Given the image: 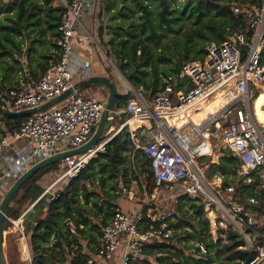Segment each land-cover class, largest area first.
<instances>
[{
  "label": "built area",
  "instance_id": "obj_1",
  "mask_svg": "<svg viewBox=\"0 0 264 264\" xmlns=\"http://www.w3.org/2000/svg\"><path fill=\"white\" fill-rule=\"evenodd\" d=\"M54 1L63 8L57 26L58 60L48 66L37 81H20L5 92V101L13 111L37 107L71 88L76 78L91 76L90 62L74 55V33L81 16H93L105 0ZM233 14L236 18L245 17L246 31L233 33L221 44H208L202 62L182 66L179 78L190 86L187 91H175L174 81L169 77L162 91L150 100L133 92L124 108L116 110V115L125 114L126 118L115 134L127 128L133 150H141L148 157L154 189L150 193L143 189V198H140L129 189L121 188L120 194L140 205L129 211L113 209L110 221L101 229L99 247L87 264L140 261L143 246L171 239L174 231L169 224L174 221L176 207L183 199L203 206L213 242L219 240L225 244L226 232H233L242 242L239 250L256 252L248 264H264V220H257L249 210L230 200L233 188H222L221 184L208 180L196 163L199 158L211 154L204 132L211 136L210 127L215 126L223 148L241 163L239 176L264 168V133L250 111L251 90H264V0L259 8L252 10L234 6ZM106 54L108 64L115 68L109 48ZM218 96L227 103L201 124L195 125L186 116L189 110ZM104 106V101L78 93L48 111L28 116L16 134L2 138L0 155L6 166L1 168L0 174V202L2 193L31 166L85 144ZM228 116L230 119L226 120ZM181 117L185 123L180 128L169 123L173 119L178 122ZM187 126H190L189 134L184 135L180 130ZM198 138L200 140L192 145ZM109 139L86 155L68 157L60 162L55 183L76 177L92 157L104 150ZM20 141H24L25 146L13 148ZM10 148L14 153L4 155ZM260 179L264 185V173ZM176 185L182 191L178 192ZM49 189L42 194L50 195L48 202L57 197V193H49ZM247 201L257 203L254 198ZM6 220L12 231L24 235L19 218L6 217ZM145 224L148 227L142 229ZM198 249L200 254H206L202 245Z\"/></svg>",
  "mask_w": 264,
  "mask_h": 264
},
{
  "label": "trees",
  "instance_id": "obj_2",
  "mask_svg": "<svg viewBox=\"0 0 264 264\" xmlns=\"http://www.w3.org/2000/svg\"><path fill=\"white\" fill-rule=\"evenodd\" d=\"M261 1L105 0L107 46L119 73L143 98L150 100L162 91L169 77L175 91H187L190 86L185 88L186 81L179 79L181 65L202 62L207 44H221L233 33L245 32L246 19L234 16V6L252 10L259 8ZM62 10L54 0H0V90L4 99L23 64L29 74L25 80L37 81L58 60L57 26ZM132 97L130 92L119 94L117 110ZM253 112L264 129V90L254 99ZM26 118L6 116L0 108V140L16 134ZM125 118V114L116 115L112 127L118 128ZM222 153L228 157H220L218 165L208 158L198 162L208 165V177L222 178V188H233L230 200L257 220H264V185L260 179L264 168L239 176L240 161L229 150ZM59 164L32 176L6 209V217L13 220L25 213L22 225L30 264H62L66 255H72L71 264H87L79 242L85 241L88 251L96 252L101 229L111 219L121 188L129 189L134 181L141 191L154 189L150 161L141 150H133L127 128L120 130L76 177L64 180L63 189L48 202L50 195L42 196L44 188L39 181L48 173L57 175ZM249 198L257 203H248ZM8 225L5 220L4 234ZM147 227L145 224L142 229ZM169 228L174 231L171 239L143 246L141 260L132 264H248L256 255L253 250H239L242 242L233 232H226L225 244L213 242L203 206L188 199L177 205ZM5 238L7 242L11 234ZM199 245L205 247V255L199 253ZM12 249L13 258L19 259L16 248ZM2 259L4 264H13L3 249Z\"/></svg>",
  "mask_w": 264,
  "mask_h": 264
},
{
  "label": "crops",
  "instance_id": "obj_3",
  "mask_svg": "<svg viewBox=\"0 0 264 264\" xmlns=\"http://www.w3.org/2000/svg\"><path fill=\"white\" fill-rule=\"evenodd\" d=\"M104 4H105V2L103 4H100L96 8L95 14L93 16H88L85 14L82 15L80 18L79 24L75 30V33H74V41H73V43H74V55H76L77 57H79L83 60H87L88 62H90V64H91V75H94V76H107V75H109L108 69H110V65L108 64V62L106 60V51L108 49V46H107L108 33H107V29L105 27V23L107 21V13L105 11ZM101 28L103 29L102 32H100ZM211 43H214V42H211ZM184 64H186V63H184ZM184 64L181 65V68ZM176 68H177V66H176ZM181 68H180V71H181ZM180 71H179V74H180ZM111 73L115 74L116 72L112 71ZM119 75L124 79V77L120 73H119ZM28 76H29V74L27 72L26 66L24 67V64H23L22 72L16 74L13 77V80L11 81V84L9 85L10 88H8V89L16 87L20 83V81H25V79H27ZM114 76H115L114 78L117 81H120V79L116 76V74ZM76 80L78 81L80 79L76 78ZM182 80H184V79H182ZM126 83H127V85L124 84L122 86L117 84L118 91H119L120 95H125L126 93H128L126 91H130V92L132 91V89H130L131 85L127 81H126ZM187 85H188V83L186 82L185 88ZM174 86H175V83H174ZM120 88H122L124 90L121 92ZM99 89L100 88H96L94 90L93 88H91V89L85 90L81 93L85 96L98 98L97 93L99 92ZM262 90L263 89L258 90L257 94L255 95V97H253V99H255L260 94V92ZM179 91H184V88L179 90ZM253 99H251V100H253ZM253 101H252V107H253ZM219 110H222V108ZM219 110H217L215 113H217ZM202 122H200L199 124H201ZM184 123H185V120L179 126H177V124H175V126L178 128V127L182 126V124H184ZM195 125H197V124H195ZM187 127L190 129V126H187ZM187 127L183 128V129H186ZM212 127L213 126L210 127V134L211 135H212V131H214V128H212ZM183 129L180 130L181 133H182ZM189 129L187 131V134L186 133L185 134L182 133V134L188 135ZM206 134L207 133L204 132V136L207 139L208 143L210 144L209 140H210L211 136H208ZM24 146H25V142L20 141L15 146H13V148L19 149V148H22ZM211 151H212V149H211ZM13 153H14V151L12 148L6 149L4 151V155H10ZM210 155L201 157L199 159H204V158L207 159V157H209ZM198 160L196 161L197 166L201 169V171L205 175V173H206L205 169H206V167H208V165L201 166L199 164ZM5 166H6V162L4 161L2 155H0V174H1V168H4ZM206 178L208 180L213 181L216 184H222V180H221L222 178L221 177L213 176L210 178L206 175ZM55 179H56V175L53 173H48V174L44 175V177L39 181V184L44 188V192L49 187H50L49 193H52V192L57 193L58 190L63 189L64 180H61V181H58L55 183ZM132 184H133V186L131 185V187L129 188L130 192H132L133 194H136L137 196H140V198H143V196H142L143 191L140 190L139 185L134 181L132 182ZM123 200H126L130 204V207L127 208L126 210L122 208V201ZM114 204L116 205L115 208H119V209L124 210V211L132 210L134 208H137L140 205L139 203L130 202L122 194L119 195V198L117 199V201ZM30 209L31 208H29L28 211ZM24 215H25V213H23L22 216L19 217V219H20L19 222L21 225L23 223V216ZM22 227H23V225H22ZM7 234H11V238L7 242H6V238H3L2 249H5V252H4L5 256L8 257V253L10 251L9 248L14 246L16 248L20 262L24 263V264L25 263L30 264L29 262H31V258H30V253H29L28 241H27V237L25 236V234L23 236H20L18 233L12 231V229L10 228V224L7 226V230H6L4 235L6 236ZM79 244L82 248L81 253L85 254V256H87V260H88L95 252H89L88 251L85 241H80ZM99 244H98V247H99ZM71 259H72V255H66L64 262L62 264H71V261H72Z\"/></svg>",
  "mask_w": 264,
  "mask_h": 264
},
{
  "label": "water",
  "instance_id": "obj_4",
  "mask_svg": "<svg viewBox=\"0 0 264 264\" xmlns=\"http://www.w3.org/2000/svg\"><path fill=\"white\" fill-rule=\"evenodd\" d=\"M175 71L177 72L176 64ZM91 88H102L107 92V98L104 106V110L101 114L99 122L89 140L82 146L54 154L48 158H45L33 166H31L26 172H24L19 178H17L5 192L1 202H0V264L3 263L2 259V243L4 237V222L6 220V209L11 203L14 196L19 192L22 186L30 180L38 171L62 162L65 158L73 156L86 155L88 152L93 151L97 148L99 144L103 142L104 134H106L112 128V122L116 116V99L119 96L118 86L112 76H94L91 75L88 78H83L75 81L71 88L63 92L62 94L52 98L51 100L31 109H25L20 111H13L7 105L3 93L0 90V108L3 114L9 117H28L31 115L43 113L48 111L68 100L75 94L81 93L85 90ZM117 134V133H116ZM114 134L112 138L116 135ZM111 138V139H112ZM109 139L105 145L111 140ZM104 145V146H105ZM220 157H228L226 154H219V157L215 160V164L218 165ZM89 162V161H88ZM87 162V163H88Z\"/></svg>",
  "mask_w": 264,
  "mask_h": 264
},
{
  "label": "rangeland",
  "instance_id": "obj_5",
  "mask_svg": "<svg viewBox=\"0 0 264 264\" xmlns=\"http://www.w3.org/2000/svg\"><path fill=\"white\" fill-rule=\"evenodd\" d=\"M106 56L108 57V55L106 54ZM112 71H114V72H116L115 74H116V76L120 79V81H117L114 77V75L115 74H113V73H111ZM108 72H109V76H112V78L114 79V81L116 82V84H118V85H124V84H126L127 85V83H126V79L124 78H122L120 75H119V72L117 71V68H116V66H115V68H112V66L110 65V69H108ZM126 80V81H125ZM129 87V86H128ZM96 88H94V90H95ZM130 89H132V93L134 92V93H136V94H138L136 91H134L133 90V88H131L130 87ZM120 90H121V92L124 90V89H122V88H120ZM258 90H260L259 88H253L252 90H251V96H252V99H253V97H255V95L257 94V92H258ZM126 92H130V91H126ZM130 92V93H131ZM97 99H100V100H102V101H104V102H106V98H107V92H106V90L105 89H102V88H100L99 89V92L97 93ZM254 100V99H253ZM253 100H251L250 101V111L252 112V114H253V116H254V112H253V107H252V101ZM210 101V100H209ZM252 108V109H251ZM219 117H223V114H220L219 115ZM230 119V117L228 116L227 118H226V120H229ZM220 125H221V123H220ZM261 127V126H260ZM212 128H214V131H212V135H211V137H210V140H209V142H210V145H211V149H212V151H211V155L209 156V157H207L209 160H210V163H214L215 162V160L219 157V154H223L222 153V150H225L223 147H222V144H221V141L219 140V138H218V132H217V128L215 127V126H213ZM188 127L186 128V129H183V131H182V133H186L187 134V131H188ZM261 129H262V132L264 133V129L261 127ZM116 130H117V127H112L106 134H104V137H103V141H105V140H107V139H109L113 134H115V132H116ZM212 130V129H211ZM213 136V137H212ZM200 140V138H198L197 140H193V142H192V145H194L195 143H197L198 141ZM95 157V156H94ZM94 157H92V158H94ZM208 167H206V169H205V176L207 175L208 176V169H207ZM58 170H59V167H58ZM239 175V174H238ZM132 186H133V184H132ZM176 189H177V191L178 192H180V191H182V188L181 187H179L178 185H176ZM5 193H2V195H4ZM222 196L223 197H225V195L224 194H222ZM224 199V198H223ZM130 207V204L126 201V200H123L122 201V208L123 209H127V208H129ZM5 236V235H4ZM5 238V237H4ZM189 245L190 244H193L192 242H189L188 243ZM10 249V251H9V256H10V259H11V261L13 262V264H23V263H21L20 262V260L18 259V257H17V259L16 258H13V256L15 255V251H14V249H12V247H10L9 248ZM3 251L5 252V249H3ZM16 254H17V251H16Z\"/></svg>",
  "mask_w": 264,
  "mask_h": 264
},
{
  "label": "bare ground",
  "instance_id": "obj_6",
  "mask_svg": "<svg viewBox=\"0 0 264 264\" xmlns=\"http://www.w3.org/2000/svg\"><path fill=\"white\" fill-rule=\"evenodd\" d=\"M227 103V100L218 96L217 98H215L213 101H209V102H202L200 105H198L196 107V109L194 110H189L187 113V117H190L191 120L199 125L200 122H202L203 120H205L207 118V116L214 114L217 110L223 108L225 106V104ZM182 117L180 118L179 122H176V119L173 120H169V123L171 124H177V126H179L184 120H181ZM185 119V117H184ZM138 125V123L136 124ZM180 128V127H178ZM207 135V134H206ZM202 150V149H200Z\"/></svg>",
  "mask_w": 264,
  "mask_h": 264
}]
</instances>
